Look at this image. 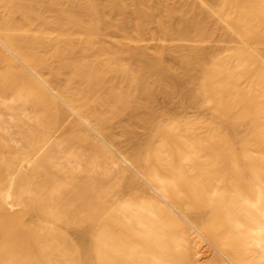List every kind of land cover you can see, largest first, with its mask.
I'll return each instance as SVG.
<instances>
[{"label": "bare ground", "instance_id": "1", "mask_svg": "<svg viewBox=\"0 0 264 264\" xmlns=\"http://www.w3.org/2000/svg\"><path fill=\"white\" fill-rule=\"evenodd\" d=\"M0 264H264V0H0Z\"/></svg>", "mask_w": 264, "mask_h": 264}]
</instances>
